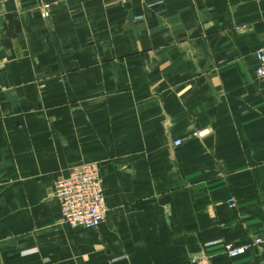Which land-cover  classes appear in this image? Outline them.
Returning a JSON list of instances; mask_svg holds the SVG:
<instances>
[{"label": "crops", "instance_id": "0c3cea01", "mask_svg": "<svg viewBox=\"0 0 264 264\" xmlns=\"http://www.w3.org/2000/svg\"><path fill=\"white\" fill-rule=\"evenodd\" d=\"M258 48L264 0H0V264H264L222 248L264 231ZM86 163L107 211L71 228Z\"/></svg>", "mask_w": 264, "mask_h": 264}, {"label": "built area", "instance_id": "2783aa9c", "mask_svg": "<svg viewBox=\"0 0 264 264\" xmlns=\"http://www.w3.org/2000/svg\"><path fill=\"white\" fill-rule=\"evenodd\" d=\"M125 4L128 0H116ZM50 16V5L44 4L40 13L41 18ZM257 62L255 76L264 79V48L254 52ZM180 140L174 141V146H179ZM54 196L59 204L62 223L71 228H97L105 219L106 203L102 182L94 165L73 168L66 177L59 178L54 185ZM229 203L232 205L233 200ZM206 243L204 246H209ZM250 247L264 251V231L255 235L249 244L234 246L224 242V253L231 259L245 253Z\"/></svg>", "mask_w": 264, "mask_h": 264}, {"label": "rangeland", "instance_id": "374dc122", "mask_svg": "<svg viewBox=\"0 0 264 264\" xmlns=\"http://www.w3.org/2000/svg\"><path fill=\"white\" fill-rule=\"evenodd\" d=\"M258 79H259V78H258ZM205 135H206V132H203V131H201V132H196V133H193V134H192L193 137H202V136H205ZM87 165H88V166H90V165H94V166L96 167V169H97L98 176H99V178H100L98 164H95V163H86V164H83V165H81V166H87ZM81 166H76V167H74V168H78V167H81ZM72 169H73V168H72ZM72 169H71V170H72ZM71 170H70V171H71ZM70 171H69V172H70ZM69 172H68V174H69ZM68 174H67V175H68ZM61 177H66V176H61ZM61 177H59V178H61ZM59 178H57V180H58ZM57 180H56V181H57ZM100 180H101V178H100ZM56 181L54 182V185H55ZM54 185H53V190H52V191H53V196H54ZM54 197H55V196H54ZM60 221L62 222V220H61V216H60ZM254 236H255V235H254ZM254 236H253V237H254ZM253 237H252V238H253ZM252 238H251V239H252Z\"/></svg>", "mask_w": 264, "mask_h": 264}]
</instances>
